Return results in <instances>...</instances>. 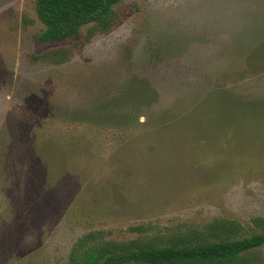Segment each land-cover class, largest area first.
Returning <instances> with one entry per match:
<instances>
[{
    "label": "rangeland",
    "instance_id": "1",
    "mask_svg": "<svg viewBox=\"0 0 264 264\" xmlns=\"http://www.w3.org/2000/svg\"><path fill=\"white\" fill-rule=\"evenodd\" d=\"M36 4L0 0V264L264 234V0H122L59 42Z\"/></svg>",
    "mask_w": 264,
    "mask_h": 264
},
{
    "label": "trees",
    "instance_id": "2",
    "mask_svg": "<svg viewBox=\"0 0 264 264\" xmlns=\"http://www.w3.org/2000/svg\"><path fill=\"white\" fill-rule=\"evenodd\" d=\"M122 0H37L36 10L45 25L40 42H59L75 36L88 24L90 39L97 33H107L116 23L114 6ZM264 230V218L253 221ZM215 236L235 231L225 222L212 225ZM103 231H90L73 244L67 264H261L257 249L264 244V234L243 239L206 241L192 234L172 244L133 239H108Z\"/></svg>",
    "mask_w": 264,
    "mask_h": 264
}]
</instances>
